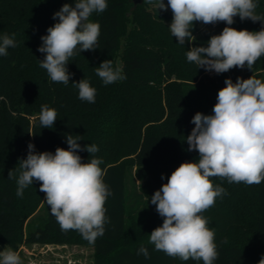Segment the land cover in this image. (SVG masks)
Instances as JSON below:
<instances>
[{
  "label": "trees",
  "instance_id": "obj_1",
  "mask_svg": "<svg viewBox=\"0 0 264 264\" xmlns=\"http://www.w3.org/2000/svg\"><path fill=\"white\" fill-rule=\"evenodd\" d=\"M74 2L0 0V35L14 34L17 44L7 56H0V251L16 250L23 242L66 243L91 246L92 264H203L154 250L149 237L162 226L163 218L150 199L181 163L198 160V152H189L186 142L194 128L193 116L213 114L226 79L264 80V56L243 75L233 68L202 79L209 71L190 63L186 53L193 46H207L210 37L228 25L194 22L196 40L180 45L170 32V9L157 11L142 1L130 11V0H107V9L90 17L100 24L98 48L77 49L67 65L72 74L69 84L53 83L39 66L45 54L38 48L47 29L58 22L54 13ZM257 3V13L264 15V0ZM231 27L259 31L264 23L237 16ZM105 60L121 66L126 79L104 85L95 68ZM81 79L96 89L94 104L78 99L73 82ZM44 105L57 111L51 129L41 128L39 122ZM66 134L80 135L81 147L97 145L99 151L93 155L103 160L104 182L112 193L105 204L104 234L94 243L78 231H62L49 207L41 222L27 225L23 233V222L43 192L34 181L22 198L17 197L16 179L8 178L10 170L18 177L19 161L26 159L29 143L36 152L54 154L57 147L68 148ZM78 155L84 162L92 158L87 151ZM210 179L227 193L203 213L215 231L219 256L214 264H259L264 257V181L248 186ZM141 245L148 249L149 259L137 255Z\"/></svg>",
  "mask_w": 264,
  "mask_h": 264
},
{
  "label": "clouds",
  "instance_id": "obj_2",
  "mask_svg": "<svg viewBox=\"0 0 264 264\" xmlns=\"http://www.w3.org/2000/svg\"><path fill=\"white\" fill-rule=\"evenodd\" d=\"M157 11L172 12L169 26L178 44L194 42V22L226 27L218 35H212L207 46H193L187 51V60L198 68L217 74L233 68L252 69L264 56V28L259 31L237 30L231 25L234 18L264 23V15L258 14L257 0H143ZM107 0H75L74 6L65 3L54 13L58 18L41 37L38 51L44 53L39 66L45 69L53 83L68 85L71 73L67 65L70 58L80 52L98 48L100 24L93 22V13H103ZM17 46L13 36L0 35V56H7L9 48ZM104 85L126 79L121 66H113L111 60L103 61L95 68ZM218 91L211 115L197 112L191 123L194 128L186 137L188 151H196L199 158L181 163L167 178L161 188L152 195L150 203L163 218L162 226L155 228L149 237L154 250L179 258L181 261H203L214 264L219 253L215 231L203 213L213 207L226 190L214 185L213 177L226 179L228 183L259 185L264 181V80L251 76L248 79L229 78ZM78 89V99L95 103L96 89L87 79L73 82ZM41 128H53L57 111L47 105L39 113ZM68 148L57 147L55 153L36 152L35 145L28 144L26 159L19 162V175L12 170L9 179H16V196L22 198L24 190L40 183V192L62 231L75 230L89 243L104 234L108 221L105 204L112 194L104 182L105 172L100 167L103 160L93 154L99 151L95 144L84 147L78 143L80 135L66 134ZM78 151L92 156L87 162ZM161 179H164L163 175ZM137 255L149 259L148 249L141 245ZM0 264H23L17 251L4 248L0 251ZM264 264V257L259 261Z\"/></svg>",
  "mask_w": 264,
  "mask_h": 264
},
{
  "label": "rangeland",
  "instance_id": "obj_3",
  "mask_svg": "<svg viewBox=\"0 0 264 264\" xmlns=\"http://www.w3.org/2000/svg\"><path fill=\"white\" fill-rule=\"evenodd\" d=\"M214 27V24L213 26ZM122 51V47L119 53ZM119 64V60L116 61ZM240 69V68H239ZM245 68L240 69L241 74L245 73ZM215 72H205L202 79L212 78ZM137 182V181H136ZM138 183V182H137ZM43 193L35 211L23 222V233L27 225L34 226L41 222L47 214L48 206L44 201ZM17 251L23 264H92V248L89 245L66 244V243H21Z\"/></svg>",
  "mask_w": 264,
  "mask_h": 264
},
{
  "label": "water",
  "instance_id": "obj_4",
  "mask_svg": "<svg viewBox=\"0 0 264 264\" xmlns=\"http://www.w3.org/2000/svg\"><path fill=\"white\" fill-rule=\"evenodd\" d=\"M132 2V6L130 7V11L135 9V7L142 3L143 0H130Z\"/></svg>",
  "mask_w": 264,
  "mask_h": 264
}]
</instances>
